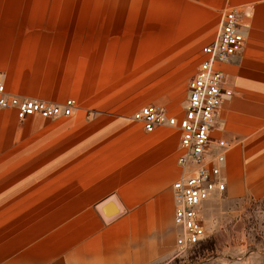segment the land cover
I'll return each instance as SVG.
<instances>
[{"label": "crops", "instance_id": "crops-1", "mask_svg": "<svg viewBox=\"0 0 264 264\" xmlns=\"http://www.w3.org/2000/svg\"><path fill=\"white\" fill-rule=\"evenodd\" d=\"M229 8L240 11L243 45L218 66L233 94L211 136L231 144L224 195L261 199L264 0H0L6 94L73 99L75 112L91 116L77 114L70 138H27V163H0V264L172 263L179 130L118 126L147 106L132 97L131 80L150 77L180 47L200 46V63Z\"/></svg>", "mask_w": 264, "mask_h": 264}, {"label": "built area", "instance_id": "built-area-1", "mask_svg": "<svg viewBox=\"0 0 264 264\" xmlns=\"http://www.w3.org/2000/svg\"><path fill=\"white\" fill-rule=\"evenodd\" d=\"M239 14L236 8H229L221 14L215 38L201 49L203 59L187 82L180 116L148 105L132 116L146 133H153L161 127L179 130L177 164L181 174L171 189L175 202L173 224L178 230L175 245L180 254L205 239L202 212L208 202L224 195L226 188L222 170L231 144L212 138L211 134L222 100L233 94L225 87L224 74L218 66L230 62L243 45ZM76 108L73 99L52 104L9 96L0 74V109L13 110L21 122L34 116L69 118Z\"/></svg>", "mask_w": 264, "mask_h": 264}, {"label": "rangeland", "instance_id": "rangeland-1", "mask_svg": "<svg viewBox=\"0 0 264 264\" xmlns=\"http://www.w3.org/2000/svg\"><path fill=\"white\" fill-rule=\"evenodd\" d=\"M200 48H177L172 62L164 63L162 67L157 65L154 71L148 72V78L132 79V97L144 102L141 106L165 109L170 114L181 112L187 82L199 63ZM79 113L76 111L69 118L55 121L35 116L21 122L15 118L13 110H5L0 163L10 161V158L20 164L27 163L28 155L22 151L27 146V138H41L44 134L57 138V132L64 130L66 138L72 137ZM81 114L84 120L91 117L87 113ZM138 127L135 121L124 120L118 129L133 133ZM32 129L37 132L34 134ZM13 148H19L20 154H12ZM202 220L205 239L184 253L180 254L176 249L171 264H264V197L233 199L222 195L206 204Z\"/></svg>", "mask_w": 264, "mask_h": 264}]
</instances>
